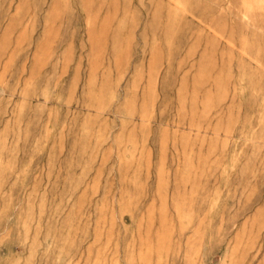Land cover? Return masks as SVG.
<instances>
[{
    "label": "rangeland",
    "instance_id": "rangeland-1",
    "mask_svg": "<svg viewBox=\"0 0 264 264\" xmlns=\"http://www.w3.org/2000/svg\"><path fill=\"white\" fill-rule=\"evenodd\" d=\"M0 264H264V0H0Z\"/></svg>",
    "mask_w": 264,
    "mask_h": 264
}]
</instances>
